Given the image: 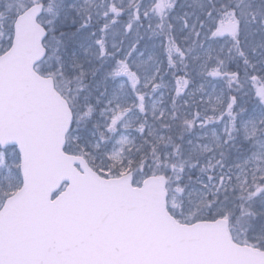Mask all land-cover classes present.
<instances>
[{"label":"snow or ice","instance_id":"obj_1","mask_svg":"<svg viewBox=\"0 0 264 264\" xmlns=\"http://www.w3.org/2000/svg\"><path fill=\"white\" fill-rule=\"evenodd\" d=\"M0 264H264V0H0Z\"/></svg>","mask_w":264,"mask_h":264}]
</instances>
